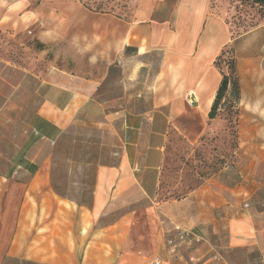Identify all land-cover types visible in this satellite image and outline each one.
I'll use <instances>...</instances> for the list:
<instances>
[{"label":"crops","instance_id":"crops-1","mask_svg":"<svg viewBox=\"0 0 264 264\" xmlns=\"http://www.w3.org/2000/svg\"><path fill=\"white\" fill-rule=\"evenodd\" d=\"M108 1L0 0V263L227 264L224 253L244 248L263 256L264 210L242 171L236 183L217 177L159 199L170 128L189 111L205 120L221 80L214 62L230 44L243 57L242 37L214 0ZM61 57L79 70L60 68ZM96 62L102 75L80 72ZM240 84L241 105L263 108L264 80ZM96 117L118 123L121 160L71 170L85 178L63 191L53 150ZM177 230L201 242L183 253L191 241Z\"/></svg>","mask_w":264,"mask_h":264},{"label":"rangeland","instance_id":"rangeland-1","mask_svg":"<svg viewBox=\"0 0 264 264\" xmlns=\"http://www.w3.org/2000/svg\"><path fill=\"white\" fill-rule=\"evenodd\" d=\"M214 1L221 7L223 16L230 25L232 37H242L243 40L241 49L243 57H237L233 44L226 46L231 49L235 59L240 89L239 101L234 100L229 86L228 94L221 103L215 119L206 117L202 120L194 112L189 111L184 118L182 117L183 122L177 127L170 128L159 199L179 200L192 189H198L217 177L222 179L218 181L220 183L227 180L236 183V175L240 170L248 180L246 183L253 191L255 189L251 199L255 210L261 211L264 210V107L255 102L241 105L240 83L247 84L253 76L264 80V6L258 5L254 0ZM103 3L104 1H99L95 5L96 9L103 8ZM30 43L35 51H39L35 43ZM47 51V58L52 59L54 51ZM245 56L251 58L246 61ZM227 59L226 55L221 67L228 74L230 70L227 69ZM56 62L60 68L79 70L78 66L62 57L57 58ZM83 67L84 70L80 71L82 73L102 75L106 66L96 62L93 65L85 64ZM110 72L112 80H117L118 69L112 67ZM117 92L118 88H113L109 97L116 96ZM63 136L53 150L54 161L50 164V168L61 172V175H67L65 178L58 175V179L64 183L61 185L63 191L78 188V184L72 181L85 178L81 172L78 176L76 175L79 172H76L74 177L71 170L95 169L97 166L118 164L121 160L122 143L116 121H107L101 117L94 120H79ZM1 170L8 171L7 166L1 165ZM257 222L264 226V215L257 219ZM170 238L171 234L165 233L164 240ZM194 244L197 245L195 242L189 246L183 245V253H189ZM166 245L170 247L169 244ZM223 258L227 264H264V255L261 256L256 249H245L239 253L227 251ZM0 264L31 263L6 260Z\"/></svg>","mask_w":264,"mask_h":264},{"label":"trees","instance_id":"trees-1","mask_svg":"<svg viewBox=\"0 0 264 264\" xmlns=\"http://www.w3.org/2000/svg\"><path fill=\"white\" fill-rule=\"evenodd\" d=\"M255 3L258 5L264 6V0H254ZM36 45V49L39 51L46 50V45H42L37 41H34ZM228 56L227 59V69H229V73L227 74L221 67V63L224 62L225 56ZM214 66L216 69L220 70L221 72V80H220V86L218 88V91L214 97V102L207 113V117L209 119H215L218 110L220 109L221 103L224 101L226 95L228 94L229 86H231L232 93L234 95V100L239 101V84L237 79V70L235 69V59L233 57V53L231 52V49L228 47L223 48L220 51L219 56L214 62ZM111 69V68H110ZM245 250L244 249H238V250H232V253H239L240 251Z\"/></svg>","mask_w":264,"mask_h":264},{"label":"built area","instance_id":"built-area-1","mask_svg":"<svg viewBox=\"0 0 264 264\" xmlns=\"http://www.w3.org/2000/svg\"><path fill=\"white\" fill-rule=\"evenodd\" d=\"M176 236L178 237L179 240L181 241H191L192 242H195V243H200L201 240L198 236H196L195 234H189L187 232H183L181 230H177L176 232ZM211 258L214 260V261H218L220 260L219 256L218 255H212ZM162 261L158 260V259H153V264H161Z\"/></svg>","mask_w":264,"mask_h":264}]
</instances>
